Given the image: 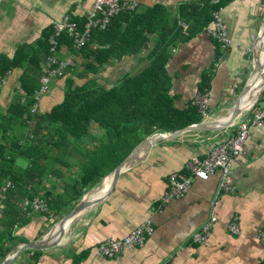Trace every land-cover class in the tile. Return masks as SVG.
<instances>
[{"label": "crops", "instance_id": "1", "mask_svg": "<svg viewBox=\"0 0 264 264\" xmlns=\"http://www.w3.org/2000/svg\"><path fill=\"white\" fill-rule=\"evenodd\" d=\"M121 1L136 2L140 4L142 11L161 6L173 12L174 18H181L182 23L188 20V16H182L187 14L185 11L180 13L184 5L199 4L202 7L204 3V0ZM226 1L221 10V18L226 26L230 46L224 48L220 43L222 47L219 50L217 40L208 33L211 24L188 41H184L182 37L185 35H182L171 49L172 58L167 66L171 95L175 97L178 109L192 104L194 95L200 92L204 76L215 68L208 93L209 116L203 119L212 128H216L215 124L220 123L223 118L230 117L229 113L245 86L257 76L254 49L264 24V0ZM15 2L18 9L6 20V25L2 26L4 13H8L2 7L10 6V3L14 5ZM93 2L94 0H0V43L5 46L8 38L12 41L16 39L19 45L31 44L41 37L43 30L60 21L67 13L74 11L83 16L92 8ZM188 27H185V34L188 33ZM2 35L5 37L2 38ZM11 44L12 42L8 43L5 52L0 53L13 54L19 45L11 47ZM153 47L152 44L138 55L114 60L92 79H96L101 87L112 89L124 78L149 66ZM82 71L81 67L74 75L53 80L51 93L42 100L39 112L48 115L65 101L69 78L74 76L78 84L84 85L87 81L82 78ZM20 79V73L12 75L9 88L0 96V103L4 107L21 98L18 91ZM254 99H251V103ZM262 109L260 106L257 110H243L232 126L220 131H188L168 139L157 138L152 148L132 168L120 174L108 194L93 207L86 209L69 226L62 242L53 248H23L14 251L17 246L41 240L63 218L46 216V213L40 212L27 213L23 208L24 203L33 200L23 201L21 209L27 215L28 224L15 229V241L7 244L9 251L0 259V264H3L10 253L15 258L12 264H264V242L259 238L264 231V128L253 127L250 130L241 162L234 168V194H218L221 178L219 171L205 182L188 170V164L193 158H205L211 147L226 142L240 125L248 123L253 114ZM26 130L20 129L18 134L24 137ZM90 133L94 139H98L103 136L104 129L93 123ZM155 134L173 136L172 132L157 131ZM93 145L92 143L88 147ZM81 165L82 163L73 165L70 171L62 170L61 173L74 181L81 173ZM175 176L181 181L192 179L193 186L184 198L166 203L164 198L170 192L171 178ZM65 182L66 178L47 181L41 188V195L36 198L45 200L42 196L48 191L61 195ZM13 189L14 186L10 189L5 186L0 192L2 215L8 193ZM213 211L218 223L213 228L209 244L201 246L193 243L194 233L207 222ZM236 217L239 218L241 231L239 237L231 235L229 231ZM2 219L3 216L0 220ZM147 221L152 222L155 233L144 247L129 250L117 259L100 256L99 245L102 242L125 238ZM0 231L6 233L7 229L0 225Z\"/></svg>", "mask_w": 264, "mask_h": 264}, {"label": "trees", "instance_id": "2", "mask_svg": "<svg viewBox=\"0 0 264 264\" xmlns=\"http://www.w3.org/2000/svg\"><path fill=\"white\" fill-rule=\"evenodd\" d=\"M118 2L138 6L134 11L120 13L108 28H94L82 47L77 33L66 31L58 36L59 59L72 58L75 66L55 79L74 75L82 67V78L87 82L82 85L74 76L69 78L65 101L48 115L39 112V105L52 90L51 83L50 91L40 94L41 80L47 76L45 71L52 55L50 36L54 34L55 22L33 43L20 44L13 54L0 53V96L9 88L12 75L21 74L18 90L21 98L7 107L0 103V192L5 186H14L0 220V225L7 229L6 233L0 231V259L9 251L7 244L15 241V229L28 224L22 202L40 196L47 181L66 178L61 195L48 191L42 196L48 205L46 216L64 217L136 146L157 131L174 133L203 122L197 106L189 104L184 109L175 106L167 66L172 58L171 49L181 36L185 35L182 38L188 41L205 31L214 20V12L225 7L227 1L215 5L204 0L202 7L184 5L180 12L187 13L182 15L188 16L184 23L161 6L142 11L136 2ZM93 6L83 16L71 11L61 20L70 16L77 29L86 33ZM216 43L220 50L222 46ZM152 44L149 66L124 78L112 89L103 88L92 79L114 60L138 55ZM214 69L204 76L200 92L209 93ZM263 97L255 110L264 102ZM93 123L104 129L101 138L91 136ZM20 129H27L24 137L18 134ZM80 163L81 173L74 181L61 173Z\"/></svg>", "mask_w": 264, "mask_h": 264}, {"label": "built area", "instance_id": "3", "mask_svg": "<svg viewBox=\"0 0 264 264\" xmlns=\"http://www.w3.org/2000/svg\"><path fill=\"white\" fill-rule=\"evenodd\" d=\"M212 4H219L222 0H209ZM137 4L119 3L118 0H95L93 9L89 12V20L86 33H81L77 29V25L71 20L70 16H66L63 20L55 22L54 34L50 36L52 45V55L50 56L48 66L45 71L46 77L41 80L42 89L40 94H47L50 91L52 79L62 77L65 70L75 66L72 58L68 61H61L57 55L60 43L58 36L64 32L77 33L80 38V46L86 44L90 34L94 28L106 29L110 26L114 18L125 11H134ZM221 10L214 12V20L208 29L209 35L223 45L224 48L230 46V41L227 36V30L221 18ZM2 84H0L1 89ZM264 96V92H263ZM40 97V96H39ZM264 98V97H263ZM264 103V102H263ZM192 104L199 108L200 113L204 118L209 116V95L208 93L198 92L194 95ZM256 106V105H255ZM254 106V107H255ZM253 107V109H254ZM37 109V106H35ZM250 109L249 111H252ZM36 111V110H35ZM253 127L264 128V108L253 114L248 123L238 127L236 133L230 136L226 142L219 143L210 148L205 158H193L188 164V170L201 181L208 182L212 176L219 171L221 178L218 186V194L232 195L236 191L233 180L234 168L241 162V157L244 154L245 146H247L250 130ZM192 179L180 180L178 177L171 178L170 192L164 198V202L168 203L174 199L184 198L192 189ZM9 185L7 189L11 188ZM6 190H4L5 192ZM25 212H40L47 213L48 205L45 200L36 198L33 201L24 203ZM0 213V219L2 218ZM239 218L236 217L234 223L229 227L231 235L239 237L241 235L238 225ZM218 223L216 213L213 211L207 222H204L194 233L193 243L201 246H207L213 234V228ZM155 228L151 221L144 222L129 235L122 239L104 241L99 245V254L103 258L117 259L129 250L134 248L144 247L148 240L154 235ZM260 240L264 242V231L260 234Z\"/></svg>", "mask_w": 264, "mask_h": 264}, {"label": "water", "instance_id": "4", "mask_svg": "<svg viewBox=\"0 0 264 264\" xmlns=\"http://www.w3.org/2000/svg\"><path fill=\"white\" fill-rule=\"evenodd\" d=\"M264 37V24L263 27L261 29L260 35L255 43V49H254V63H255V67L257 66V60L259 58V55L261 53L262 50H264V45L262 44V39ZM262 44V46H261ZM256 71V75L262 77L263 82H264V60L260 66V70L257 71V69H255ZM250 84H247V86H245L243 92L241 93L240 98L238 99V102L235 104V106L233 107V110L229 113L230 117H229V121L226 124H219V122L216 123V128H212L210 127V123L208 122H202L200 124H196V125H192L189 127H186L180 131H177L175 133H173V136H169V135H160V134H155L152 135L151 137L147 138L146 140H144L141 144H139L138 146H136L134 148V150L131 152V154L120 164L117 166V168L110 173L108 176H106L102 182L94 189L90 190L83 198L82 200L79 202V204L75 207V209L73 211H71L69 214H67L66 216H64L61 220H59L57 223H55L52 228L48 231V233L43 236L41 238V240L36 241L32 244H28V245H22V246H17L15 248L14 251H20L21 249L26 250L29 248L35 249V250H47L50 248H53L55 246H58L61 242L62 239L64 238V235L66 233V231L60 232L61 227H65L67 225H72L74 223V221L76 219H78L86 209L93 207L95 204H97L101 199L93 200L90 199L95 192L102 190L107 181L109 179L113 180V184L116 182V180L118 179V177L120 176V174H122L124 171H127L128 169L132 168V166L139 161L144 154H146V152H148L152 146L154 145L155 141L157 138H162V139H168V137H175L178 134H181L183 132H188V131H220L222 129L228 128L230 126H232L237 118V116L245 109H240V103H241V99L245 96V93L248 92L249 88H250ZM264 92V83H263V87L259 93V96L256 97L253 103H251V107L248 109H253V107L255 105L258 104L259 100L262 98ZM93 203V204H92ZM57 229V232L54 233V231ZM15 258L13 257L12 253L8 254L3 262V264H12V261Z\"/></svg>", "mask_w": 264, "mask_h": 264}, {"label": "bare ground", "instance_id": "5", "mask_svg": "<svg viewBox=\"0 0 264 264\" xmlns=\"http://www.w3.org/2000/svg\"><path fill=\"white\" fill-rule=\"evenodd\" d=\"M262 44L264 45V37L262 39ZM262 44H261V46H262ZM263 60H264V50L261 51L259 58L257 60V66H256L257 71L260 70V66H261ZM254 79H255L254 80L255 81L254 86L250 87L248 93H245V96L241 99L242 104L240 105V109H249L251 107V101H252L251 99L259 96V93L263 87L264 82H263L262 77H260V76H256ZM228 120H229V117H225V118H223L222 121H220V123H218V125L224 124V123L228 122ZM112 186H113V180L109 179L107 181L105 187L102 190L95 192L94 195L90 199L97 201L98 199L105 197L108 194V192L111 190ZM68 228H69V225H67L65 227H61L60 232L67 231ZM56 232H57V229L54 231V233H56Z\"/></svg>", "mask_w": 264, "mask_h": 264}, {"label": "rangeland", "instance_id": "6", "mask_svg": "<svg viewBox=\"0 0 264 264\" xmlns=\"http://www.w3.org/2000/svg\"><path fill=\"white\" fill-rule=\"evenodd\" d=\"M9 5H10V6L5 5L4 7H2V10H3V11H7V12H8V13H4V23H2V26H3V25H6V23H7L6 20H8L9 17H10V15H12L13 12H15V11L18 9V6H17L16 2L14 3V5H12L11 3H10ZM0 17H1V14H0ZM0 26H1V23H0ZM0 37H1V36H0ZM3 37H5V36L2 35V38H3ZM153 39H155V38H153ZM11 42H12V44L10 45L11 47H13V46H15V45H19V42H17L16 39H13V41H12L11 39H8V38H7V40L5 41L6 45H7L8 43H11ZM6 45L4 46V44L0 43V52H5V50H6ZM254 80H255V79H253V82H251V87L254 86V84H255V81H254ZM263 105H264V104L261 102V103H260V106H262V107L264 108ZM21 163H22L23 165L26 166V162L22 161ZM43 229L47 230V228H45V227H43Z\"/></svg>", "mask_w": 264, "mask_h": 264}]
</instances>
